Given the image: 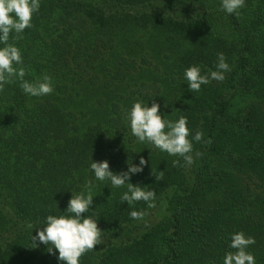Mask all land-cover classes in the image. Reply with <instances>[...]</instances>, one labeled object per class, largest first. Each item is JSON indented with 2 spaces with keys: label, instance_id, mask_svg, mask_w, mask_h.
I'll use <instances>...</instances> for the list:
<instances>
[{
  "label": "trees",
  "instance_id": "trees-1",
  "mask_svg": "<svg viewBox=\"0 0 264 264\" xmlns=\"http://www.w3.org/2000/svg\"><path fill=\"white\" fill-rule=\"evenodd\" d=\"M239 11L220 0H41L9 43L25 79L48 74L54 91L30 97L15 79L0 91V264H63L51 244L35 247L28 224L60 214L68 191L94 180L91 158L119 173L141 157L130 182L154 190V206L122 203L127 185L94 181L101 244L80 264H223L239 231L264 264V0ZM218 53L225 79L190 92L183 70H215ZM152 98L204 133L191 166L132 136L126 111Z\"/></svg>",
  "mask_w": 264,
  "mask_h": 264
},
{
  "label": "clouds",
  "instance_id": "clouds-1",
  "mask_svg": "<svg viewBox=\"0 0 264 264\" xmlns=\"http://www.w3.org/2000/svg\"><path fill=\"white\" fill-rule=\"evenodd\" d=\"M245 2L220 0V6L225 13L239 16V10L245 6ZM40 5L41 0H0V91L14 79L19 80L21 89L30 97L46 96L54 91L52 77L48 74L35 81L25 79V69L17 67L23 64L22 50L15 43H9L10 35L13 40H19L24 30L32 27L33 15L39 11ZM230 70L225 55L218 53L215 70L205 71L201 65L192 64L183 70V78L190 92H199L202 85H208L212 80L223 81L225 73ZM151 100V106L149 101L136 100L126 111L125 119L132 136L140 143L152 144L170 156L182 157L191 166L194 163V142L202 141L204 133L197 131L192 135L186 116L176 120L168 119L169 115L161 112V105L153 98ZM127 164L126 170L116 173L110 169L108 160L94 161L91 158L90 171L94 180H86L76 193L68 191L71 198L63 212L58 209L60 214L47 215L39 226L28 224V228L32 229L31 241L35 247L38 246L37 242L47 246L51 244L48 251H58V261L63 264H80V258L86 252L101 244L99 219L92 209L96 197L93 194L94 181H110L115 188L127 185V191L120 198L122 203L132 205L142 200L149 207L154 206L156 192L147 186L130 182L132 175L143 171L146 161L141 157L139 164H129L128 161ZM143 215V212L135 210L130 212L133 219L142 218ZM33 229H36V235L32 234ZM254 243L255 239L243 231L232 233L229 247L236 251L225 253L223 264H256L255 256L247 250Z\"/></svg>",
  "mask_w": 264,
  "mask_h": 264
}]
</instances>
